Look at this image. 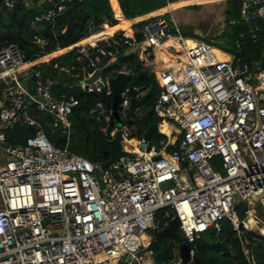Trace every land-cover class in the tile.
<instances>
[{
  "label": "built area",
  "instance_id": "obj_1",
  "mask_svg": "<svg viewBox=\"0 0 264 264\" xmlns=\"http://www.w3.org/2000/svg\"><path fill=\"white\" fill-rule=\"evenodd\" d=\"M65 1L44 0L33 23L54 20ZM3 2L13 9L17 0ZM47 2L53 7L46 8ZM240 17L252 23L251 36L258 40L264 0H242ZM116 33L118 43L141 45L143 61L156 51L157 67L163 65L160 50L168 40L176 38L179 48L163 69V82L157 67L152 69L163 89L154 111L172 127L170 133L159 128L165 138L158 143L131 138L124 126L110 131L117 121L112 106L99 101L91 108L104 119L103 134L111 139L121 130L124 148L136 153L107 168L49 138L48 129L69 136L80 99L56 94L54 76L33 69L17 43L0 49V264H157L148 230H161L174 218L190 246L191 262L196 240L210 230L219 233L222 222L230 220L249 264H256L245 233L250 216L264 223L257 214L264 209V61L252 68L226 51L217 54L212 42L174 35L164 15L144 25L140 42ZM77 48V60L93 68L89 76L120 56L99 45ZM119 72L134 76L124 64L91 84L83 82L85 76L78 84L87 94L113 96L109 77ZM120 94L118 113L126 118L131 86L127 83ZM18 127L36 132L24 142H8L6 132ZM240 202L247 203L243 219Z\"/></svg>",
  "mask_w": 264,
  "mask_h": 264
},
{
  "label": "trees",
  "instance_id": "obj_2",
  "mask_svg": "<svg viewBox=\"0 0 264 264\" xmlns=\"http://www.w3.org/2000/svg\"><path fill=\"white\" fill-rule=\"evenodd\" d=\"M176 1L179 0H117V3L112 0H66L65 9L58 13L54 20L33 23L44 0H27L26 2L17 0L13 9H9L3 0H0V49L11 43H17L26 59L33 61V69H40L45 75L54 76L57 81L54 86L56 94L75 95L81 101V105L70 116L72 128L68 138L62 130L54 133L48 130L49 138L55 145H67L71 152L93 162L104 163L110 158L111 152L103 146L101 137L104 119L92 112L91 108L95 107L99 101L110 108L113 96L106 95V92L87 94L77 86L85 72H91L93 69L77 60L79 54L77 45L85 44L88 48L99 45L118 51L119 55H122L128 46L117 42V30H121L125 37H134L140 42L144 39V25L157 16L164 15L171 18L169 13L171 7L205 0ZM223 1L225 6L222 11L226 21V31L220 34L229 44L224 50L232 54L237 62L247 61L252 68H255L257 63L261 64L264 61V32H260L258 40L254 41L250 35L252 26L250 27L249 24L252 23L238 22L242 0ZM202 6L205 5H186L182 8L198 11ZM164 12L166 13L163 14ZM91 17L94 21L89 23ZM105 20L108 21L106 28H104ZM183 35L185 38L215 43L213 34L198 36L192 30L183 29ZM234 38L239 40L240 47L232 41ZM40 41H44V44L42 45ZM188 43L192 44L191 41ZM161 59L163 65L159 67L157 66L160 58L156 51H153L145 61H142L135 53L127 55L124 59V64L132 68L134 72L133 79L136 81V86L144 87L143 96L146 95L145 108H139L130 119L124 122V127L131 138L141 139L152 123H156L157 128L152 134L151 142L156 143L165 138L159 134L158 130L161 126L163 128L167 121H162L154 111L155 100L163 89L152 72V69L157 67L155 72L159 77L163 75L164 58L161 57ZM62 68L74 74L77 73V76L72 77L65 71H59ZM115 68L117 67L113 69ZM3 91L4 85L0 84V97ZM115 125L116 122H113L110 131ZM35 132L36 130L32 128L18 127L6 132L7 141L18 144ZM237 208L240 219L245 218L247 203L240 202ZM245 236L250 240L252 257L256 264H264V240L259 238L257 233L250 231H246ZM152 238L154 261L157 264H177V247L184 243L181 232L178 231L174 239ZM196 245L195 258L188 264H249L243 244L230 220L222 222L219 233L210 230L203 234L196 240Z\"/></svg>",
  "mask_w": 264,
  "mask_h": 264
},
{
  "label": "water",
  "instance_id": "obj_3",
  "mask_svg": "<svg viewBox=\"0 0 264 264\" xmlns=\"http://www.w3.org/2000/svg\"><path fill=\"white\" fill-rule=\"evenodd\" d=\"M46 8H51L53 7V4L50 2H47L45 4ZM91 21H94V18L91 17L89 23ZM104 27H108V21H104ZM89 28V26H88ZM87 28V29H88ZM140 48L141 45L137 44L131 47H128L124 54L120 55L118 59L111 64H108L107 66L103 67L102 69L97 70L92 76H89L87 72H85V78L83 79L84 83L91 84L93 83L98 77H100L103 73L107 74L110 70H112L114 67H122L124 65V59L127 55H130L132 53L139 54L140 53ZM143 61V60H142ZM129 84L131 86V108L126 116L124 118L125 120L130 119L133 114L139 109V108H145L144 102L146 99V95L143 96L142 98L138 99L137 94L138 92H143L145 91L144 87H138L136 88V81L132 78V76L128 73L125 72H119L115 76H110L109 77V84L112 88L113 92V100H112V108H113V115L116 118L117 121L121 120V116L118 113V105L122 101L121 97V92L123 88L125 87L126 84ZM157 124L152 123L149 125L148 129L144 133V138L146 140H151L153 132L156 130ZM102 141H103V146L107 147L110 152L111 156L110 158L102 164L103 168H107L108 166L120 162L123 157H135L136 153L129 152L127 151L123 144H122V131L118 130L116 132L115 137L113 138H107L104 134L101 136ZM170 149V146L167 147V151ZM180 227V221L178 218H174L173 220L170 221L168 225H166L164 228L161 230H157L154 232V237L157 239H162V238H176L178 235V230ZM264 240V236L261 237ZM179 251H180V256L182 258L183 264H188L191 262V255H190V246L186 242L182 243L179 245ZM196 261H198L196 259Z\"/></svg>",
  "mask_w": 264,
  "mask_h": 264
},
{
  "label": "rangeland",
  "instance_id": "obj_4",
  "mask_svg": "<svg viewBox=\"0 0 264 264\" xmlns=\"http://www.w3.org/2000/svg\"><path fill=\"white\" fill-rule=\"evenodd\" d=\"M207 1V0H205ZM223 4L224 2L221 0L219 1L217 4H215L214 6H212V10H213V17L210 16L209 19L211 20H207L205 19L204 21H202V25H201V30L199 33H201V35H212L213 33L217 34L215 35V38H214V48H215V51L217 54H220L222 51H226L224 49H226L228 47V42L225 40V37L223 36L222 37V33H225L226 31V21L225 19L221 21V12L223 10ZM205 8V7H203ZM186 10H190V11H195L194 9H186ZM204 12L206 13V11H208V9H203ZM166 12H164L163 14H165ZM167 17V20H168V23L172 29V33L174 35H181L183 38H185V36L182 34L183 32H181L180 28L178 26H175V24L172 22L170 16H166ZM238 22L239 21H245V22H249V21H246L244 19H242L241 17L238 18ZM250 27L252 26V24H249ZM183 29H186V28H183ZM229 29V28H228ZM251 31V30H250ZM222 32V33H221ZM221 33V34H220ZM219 35V36H218ZM251 35V33H250ZM218 36V37H217ZM236 46H238L239 44V47H240V42L238 39H233L232 40ZM141 54H137V56L140 58ZM138 114H140V112H138ZM124 122H125V119L123 116H121V120L120 121H116V125L118 127H121V126H124ZM48 132V131H47ZM49 135V134H48ZM136 139H139L138 137H136ZM134 144H137L136 141H132ZM156 143H158L156 141ZM258 215H260L261 219L264 220V209L263 208H259L258 212H257ZM247 223L248 225L250 226L249 228V231L252 232V233H257L258 235H261V236H264V225L263 224H259V223H252V222H249L247 220ZM178 231L181 232V230L179 229ZM154 232L155 230L154 229H150L148 230V233L150 234V236L154 237ZM181 236L183 238V241L185 242V238L181 232ZM262 239V238H261ZM177 257L178 259H182L181 256H180V251H179V246L177 247Z\"/></svg>",
  "mask_w": 264,
  "mask_h": 264
},
{
  "label": "crops",
  "instance_id": "obj_5",
  "mask_svg": "<svg viewBox=\"0 0 264 264\" xmlns=\"http://www.w3.org/2000/svg\"><path fill=\"white\" fill-rule=\"evenodd\" d=\"M179 1H183V0H179ZM179 1H176V2H179ZM219 1H221V0H207V1H204V2L183 4V5L174 7V8L171 7V10H170L171 17H173L175 19V21H176L175 26H178L180 28L181 32H183V28H186L188 30H192V32L194 34L198 35V36H203V35H201V33H199L200 30H201L200 28H201V25H202V21H204L205 19L211 20V19H209V17L210 16L213 17L212 6L217 4ZM112 2L117 3V0H112ZM194 4H201V5L204 4L205 6H202L198 11H190V10H186L185 8H182V7L186 6V5H194ZM224 6H225V4H223V7ZM203 7H205V8L207 7L206 9H208V11H206V13L203 10L205 8H203ZM220 16H221L220 17L221 21L225 19L224 15H223V11L221 12ZM217 34H219V33H217ZM217 34L213 33V37L215 35H217ZM189 39H193V38H189ZM193 40H198V39H193ZM199 41H201V40H199ZM40 43L43 45L44 41H40ZM68 74H69V76H72V77H74V76L76 77L77 76V73L74 74L72 71L70 73H68ZM54 80H55V84H56L57 81H56L55 78H54ZM77 86L80 87L78 83H77ZM54 91H55V89H54ZM66 138H68L67 135H66Z\"/></svg>",
  "mask_w": 264,
  "mask_h": 264
},
{
  "label": "bare ground",
  "instance_id": "obj_6",
  "mask_svg": "<svg viewBox=\"0 0 264 264\" xmlns=\"http://www.w3.org/2000/svg\"><path fill=\"white\" fill-rule=\"evenodd\" d=\"M171 10V8L169 9V11ZM119 31V30H117ZM189 44V43H188ZM190 45V44H189ZM179 48V44H178V40L176 38H171L170 40H168L163 49L160 50V55L161 57L164 58V68H166L168 66V64L171 63L172 60L175 61V55L173 54V52ZM162 82H163V79H164V76L162 75L161 77H159ZM162 130L164 132H167V133H170L171 130H172V127L171 126H166L164 125V127L162 128ZM132 141H135V140H132ZM131 141V142H132ZM133 143V142H132ZM134 144V143H133ZM136 145V144H134ZM248 221L249 222H252V223H258V221L256 220V218H254L253 216H250L248 218ZM264 225V223H263ZM146 264H151L149 260H146Z\"/></svg>",
  "mask_w": 264,
  "mask_h": 264
}]
</instances>
